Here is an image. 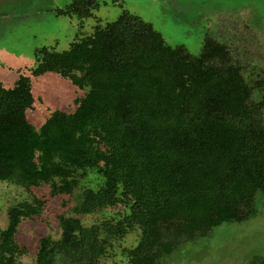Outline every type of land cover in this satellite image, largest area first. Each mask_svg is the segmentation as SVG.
I'll return each instance as SVG.
<instances>
[{
    "label": "trees",
    "instance_id": "1",
    "mask_svg": "<svg viewBox=\"0 0 264 264\" xmlns=\"http://www.w3.org/2000/svg\"><path fill=\"white\" fill-rule=\"evenodd\" d=\"M94 2L72 0L56 12L89 15ZM35 56L32 75L55 72L87 90L73 111L52 110L36 128L26 116L30 77L20 74L13 86L0 82V180L71 195L95 169L102 184L83 187L71 211L123 203L128 212L88 226L59 215V236L39 239L33 264H101L107 236L134 227L137 242L124 249L128 264H165L181 242L256 212V194L264 195V100H252L223 43L206 36L194 56L122 10L67 49L42 46ZM44 203L34 198L9 208L0 264H20L18 224Z\"/></svg>",
    "mask_w": 264,
    "mask_h": 264
},
{
    "label": "rangeland",
    "instance_id": "2",
    "mask_svg": "<svg viewBox=\"0 0 264 264\" xmlns=\"http://www.w3.org/2000/svg\"><path fill=\"white\" fill-rule=\"evenodd\" d=\"M71 2L0 0V82L13 86L20 74L30 77L33 103L26 116L36 128L52 110L73 111L75 99L87 88L80 89L55 72L32 75L35 50L42 46L67 49L75 38L114 21L122 10L152 24L167 44L183 45L194 56L206 36L214 37L227 47L232 62L251 86L252 100H264V0H93L89 15L56 12L67 9ZM261 115L264 121V106ZM102 182L97 170L87 169L71 195L51 196L47 184L25 189L0 180V231L8 223L10 207L34 198L45 200L38 214L23 217L18 224L15 241L24 249L18 262L33 264L39 239L59 236L61 214L76 216L86 226L121 219L128 212L123 203L82 215L71 211L83 187L96 189ZM255 207L256 212L243 221L222 222L202 236L181 242L165 264H249L254 257L264 258V195L256 194ZM138 233L135 227L117 237L110 233L99 262L128 264L124 249L135 245Z\"/></svg>",
    "mask_w": 264,
    "mask_h": 264
}]
</instances>
